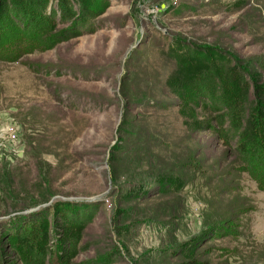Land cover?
I'll return each instance as SVG.
<instances>
[{"label":"rangeland","instance_id":"1","mask_svg":"<svg viewBox=\"0 0 264 264\" xmlns=\"http://www.w3.org/2000/svg\"><path fill=\"white\" fill-rule=\"evenodd\" d=\"M9 20L0 264H264V0H0Z\"/></svg>","mask_w":264,"mask_h":264},{"label":"trees","instance_id":"2","mask_svg":"<svg viewBox=\"0 0 264 264\" xmlns=\"http://www.w3.org/2000/svg\"><path fill=\"white\" fill-rule=\"evenodd\" d=\"M17 24L18 23L11 20H9V24L2 21L0 22V31H6L5 27H8L10 29L14 28V30L8 32L19 33L20 27L19 25L16 27ZM28 32L29 31H27V33ZM255 150L256 152L254 155H258V158L254 160V165H248L247 172L259 184L260 188L264 190V128L261 129L260 138L257 145H255ZM89 220H92V217H90Z\"/></svg>","mask_w":264,"mask_h":264}]
</instances>
